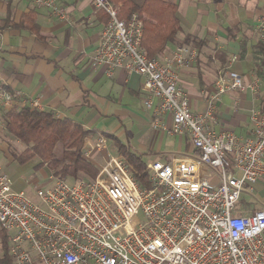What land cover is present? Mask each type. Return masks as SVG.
<instances>
[{"label": "built area", "instance_id": "obj_1", "mask_svg": "<svg viewBox=\"0 0 264 264\" xmlns=\"http://www.w3.org/2000/svg\"><path fill=\"white\" fill-rule=\"evenodd\" d=\"M31 1L68 18L55 0ZM94 5L109 18L92 66L109 77L117 70L143 77L144 103L153 108L155 125L189 136L197 154L149 163L151 188L123 156L108 154L94 178L70 183L54 177L52 187L36 191L37 199L15 190L0 165V233L8 235L7 244L0 235V264H264V209L243 212L240 205L244 191L264 177V103L251 111L246 139L212 128L223 99L246 88L259 95V80L246 83L234 70V55L218 70L206 111L195 113L180 72L197 61L196 50L179 46L169 56L150 58L138 13L120 19L110 0ZM255 32L264 43V9ZM14 104L12 94L0 88V133L4 112ZM23 104L44 111L38 100ZM106 143L100 137L83 145L84 157L94 160Z\"/></svg>", "mask_w": 264, "mask_h": 264}, {"label": "crops", "instance_id": "obj_2", "mask_svg": "<svg viewBox=\"0 0 264 264\" xmlns=\"http://www.w3.org/2000/svg\"><path fill=\"white\" fill-rule=\"evenodd\" d=\"M129 1L140 8L147 2ZM163 1L177 6L180 30L176 41L170 42L155 58L169 56L179 46L196 50L197 61L180 72L195 113L206 111L208 98L215 91L217 72L234 55L239 57L234 70L244 81L259 80V95L246 88L224 98L212 126L218 132L227 129L246 139L252 130L251 111L264 103V56L258 54L260 41L255 32L264 0ZM55 2L67 10V20L52 16L47 8L31 0H0V88L15 98L14 106L5 112L23 108L25 100H38L44 111L70 119L90 131L83 145H94L100 137H105V149L95 152L92 160L95 167L103 165L101 162L105 163L108 154L124 157L121 146L146 166L156 160L194 157L197 152L189 136L180 139L155 125L153 108H147L144 103L143 77L125 70H117L109 77L103 68L92 66L91 58L100 44L108 15L96 9L94 0ZM114 2L119 9L123 6L122 0ZM186 38L191 41L186 42ZM164 120L171 127V119ZM158 130L173 143H180L182 156L171 150H152ZM109 142L115 148L114 155L108 148ZM155 153H160L159 157ZM1 154L6 157L2 144ZM144 156L152 157L145 162ZM13 188L26 191L27 185L23 181L14 182ZM240 205L243 212L264 209V177L251 190L244 191Z\"/></svg>", "mask_w": 264, "mask_h": 264}, {"label": "trees", "instance_id": "obj_3", "mask_svg": "<svg viewBox=\"0 0 264 264\" xmlns=\"http://www.w3.org/2000/svg\"><path fill=\"white\" fill-rule=\"evenodd\" d=\"M110 1L117 4L114 0ZM122 1L120 19H127L134 12L144 18L143 47L150 58L157 57L168 48L170 42L176 41L180 30L176 5L167 4L163 0H147L140 8L129 0ZM190 41L191 38H186V42ZM257 48L258 54L264 56V43L260 41ZM262 65L264 67V60ZM4 119L5 133L25 145L21 153L13 155L18 165L36 162L35 168H40L47 164L53 177L61 179L70 176L76 179L79 174L90 178L96 176L97 168L83 153V143L91 132L81 125L70 119L57 118L51 112L29 107L4 112ZM121 153L134 166L136 178L145 185L148 180L147 166L123 146ZM0 235L7 244L8 235L4 232ZM5 263L9 264V261Z\"/></svg>", "mask_w": 264, "mask_h": 264}, {"label": "rangeland", "instance_id": "obj_4", "mask_svg": "<svg viewBox=\"0 0 264 264\" xmlns=\"http://www.w3.org/2000/svg\"><path fill=\"white\" fill-rule=\"evenodd\" d=\"M177 137L180 139L182 138L180 136ZM0 144L3 145V152L6 155V157L2 154L0 155V163L3 166V169L6 172V174L11 178V180L13 178L12 180L13 184L14 182L16 184L20 181H23L27 185L26 192L35 199H37L36 191L38 189H48L54 185L55 180L53 177V173L52 170L47 166V164L43 165L40 168H35L36 162H32L18 167L16 162H14L13 155H18L19 153H21L25 149L24 144L17 141L12 136H8L5 132L1 133L0 135ZM112 144H113L112 142H109L108 148L114 155L116 154V151ZM152 148H153L152 150H154L155 152L157 151L165 152L166 150L169 151L171 150L172 152H176L175 155L177 156H182L181 153L183 151V148L182 146H180L179 142L173 143L172 139L167 138L166 134L160 130L156 131ZM159 154L155 153V156L159 157ZM151 157L144 156L143 160L145 162L149 161ZM101 163L104 164V162ZM87 178L90 177H87L84 174H79L76 179L72 178V176L66 179L68 182L74 183L75 180H81ZM141 184L144 185L143 183ZM144 186L146 188H151L152 183L150 182V180H147Z\"/></svg>", "mask_w": 264, "mask_h": 264}]
</instances>
